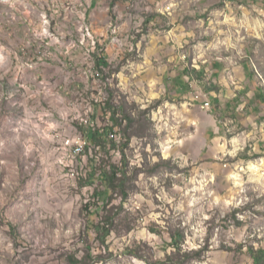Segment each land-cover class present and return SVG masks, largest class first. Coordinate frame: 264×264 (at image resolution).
<instances>
[{"label": "rangeland", "instance_id": "374dc122", "mask_svg": "<svg viewBox=\"0 0 264 264\" xmlns=\"http://www.w3.org/2000/svg\"><path fill=\"white\" fill-rule=\"evenodd\" d=\"M110 1L96 21L87 0H0V264L88 252V264H153L177 231L185 252H200L185 264H254L249 249L264 250V0ZM98 58L108 88L89 72ZM106 89L134 123L129 196L117 191L100 210L97 222L115 219L102 246L84 208L98 188L88 170L120 165L122 152L94 160L93 147L75 146L82 126L107 123L92 110Z\"/></svg>", "mask_w": 264, "mask_h": 264}, {"label": "trees", "instance_id": "16d2710c", "mask_svg": "<svg viewBox=\"0 0 264 264\" xmlns=\"http://www.w3.org/2000/svg\"><path fill=\"white\" fill-rule=\"evenodd\" d=\"M104 65V60L102 58L98 59L97 67L101 68ZM247 69L250 70V68ZM250 76L254 77L255 74L251 71ZM259 101L264 103V95H260ZM213 102L216 106L218 105L217 100H214ZM229 108H231V104H229L228 109ZM99 109L101 110V113H109L111 115V123H114L116 127L119 128L122 137L125 136V139L123 138L125 141L123 142L124 144L122 142H116L110 137L114 129L111 125H107V123L103 127L88 124L82 126L81 128V134L86 138L87 141L85 151H89L90 147H93L94 151H97L95 152L96 155L94 160H96L97 155L99 154H103V157H108L110 152L115 149H118L120 152H122L120 165L113 164L103 159L100 166L88 170V181L98 184V188L95 190L96 192L94 194L93 200L84 206L89 219L88 229L89 231H95L97 241L100 242L102 246H104L106 244V240L113 232L115 219L109 215L102 217V219L97 222V217H99L101 211L105 210L108 213V211L111 210L110 206L113 203V195L115 192L120 191L122 200H126L129 196L127 187L125 185L128 180V163L123 153L124 148L128 145L129 141L126 131L127 129H131L134 122L132 119L126 117L123 106H116L114 104L111 96L104 106L99 107L96 104L93 105L94 112L99 111ZM248 111L249 110L247 109V112ZM93 117H95V115ZM121 118H124L127 121L125 127L120 122ZM88 236L91 237L90 233H88ZM171 240V245L174 249L173 252L167 255L165 260L156 261L153 264H185L191 259H198L200 252H185L183 250L182 245L184 243V234L181 231L171 233ZM248 252L254 264H264V250L250 248ZM129 253H131L133 256L136 255L130 251ZM69 259V264H88V259L95 260L90 252H88V254L82 260L77 259L75 256ZM96 259L101 260L102 257H97Z\"/></svg>", "mask_w": 264, "mask_h": 264}, {"label": "built area", "instance_id": "2783aa9c", "mask_svg": "<svg viewBox=\"0 0 264 264\" xmlns=\"http://www.w3.org/2000/svg\"><path fill=\"white\" fill-rule=\"evenodd\" d=\"M47 7H50V5L47 3L45 5H43L44 8ZM96 51L97 49L91 54V56H93L94 60H95V56H96ZM98 59H101V58H98ZM106 66L107 64L105 63L104 66H102L101 68H94L92 71H89L91 73V76L92 78H96L97 80L103 82L104 86H106V88L110 87L111 84H110V81L108 78L105 79V75H106ZM107 90V89H106ZM107 94H108V97L107 98H102L103 100H100V101H95L94 103L96 105H98L99 107L100 106H104L105 103L108 101L109 99V90H107ZM205 108H209L210 107V102H206L204 104ZM92 110H93V104H92ZM98 115L101 116L103 119L105 118V120H107V125H111L112 128L114 129L113 132L111 133V138L114 139L116 142H120L121 141V133H120V130L118 127H116V125L114 123H111V115L109 113H101V110L99 109L98 111ZM120 122L125 125L127 123V121L124 119V118H121L120 119ZM93 123V122H91ZM90 123V124H91ZM88 125V124H87ZM92 125V124H91ZM82 138L83 139H80L79 142L76 143V146H75V151L77 154H82L85 152L86 150V145H87V141H86V138L82 135Z\"/></svg>", "mask_w": 264, "mask_h": 264}, {"label": "crops", "instance_id": "0c3cea01", "mask_svg": "<svg viewBox=\"0 0 264 264\" xmlns=\"http://www.w3.org/2000/svg\"><path fill=\"white\" fill-rule=\"evenodd\" d=\"M46 4L49 0H32V2H36L37 4L41 5L40 3L43 2ZM60 1V0H59ZM88 3H90V10L94 12L95 20L97 21V12L103 11V10H109V6H111L110 0H87ZM58 3V0H57ZM119 6H123V2L117 3Z\"/></svg>", "mask_w": 264, "mask_h": 264}]
</instances>
